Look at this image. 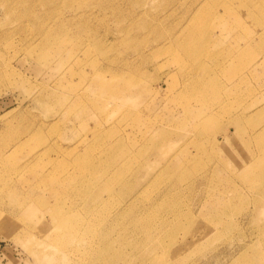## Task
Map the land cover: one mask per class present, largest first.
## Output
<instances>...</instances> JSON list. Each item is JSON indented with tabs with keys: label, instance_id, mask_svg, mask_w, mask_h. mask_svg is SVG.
Wrapping results in <instances>:
<instances>
[{
	"label": "rangeland",
	"instance_id": "1",
	"mask_svg": "<svg viewBox=\"0 0 264 264\" xmlns=\"http://www.w3.org/2000/svg\"><path fill=\"white\" fill-rule=\"evenodd\" d=\"M5 1L0 264H264V0Z\"/></svg>",
	"mask_w": 264,
	"mask_h": 264
},
{
	"label": "bare ground",
	"instance_id": "2",
	"mask_svg": "<svg viewBox=\"0 0 264 264\" xmlns=\"http://www.w3.org/2000/svg\"><path fill=\"white\" fill-rule=\"evenodd\" d=\"M6 6H7V11H8V13H10V11H12V7H11V5L9 4V1H5L4 0V3H3V9H5V11H6ZM10 10V11H9ZM30 14H31V19H33L34 20V18H35V16L33 15V12H30ZM24 15H26V17H27V14L26 13H24ZM173 43V42H172ZM183 50H184V52L186 53V52H189L188 50H186L184 47L182 48ZM158 51V50H157ZM155 54H156V52H155ZM154 54V55H155ZM122 99L123 97L122 96H120V97H118L117 98V101H118V99ZM120 99V100H121ZM242 117H247V115H240V116H238V118H242ZM239 129L241 130V132L242 131H244V129H242V127L240 126L239 127ZM172 149V148H171ZM173 150V149H172ZM38 154H40V152L38 151L37 152V154H35V155H38ZM35 155H32V157L31 158H34L35 157ZM39 156V155H38ZM135 157V156H134ZM30 159V158H29ZM33 161V160H32ZM199 162V161H198ZM248 163H249V167H254V165H255V163H253V160L252 159H249L248 158V161H247ZM32 164V163H31ZM30 164V165H31ZM253 164V165H252ZM244 164H242L241 163V165L240 166H243ZM259 165V164H258ZM129 167V166H128ZM183 167V166H182ZM31 168V167H30ZM205 167H203V169H204ZM185 169V168H184ZM240 169H243L242 167H240ZM263 172H264V167H263ZM131 171V170H130ZM102 173V171H98L97 172V175H96V180L98 179V175H100ZM161 174H162V172H161ZM159 175V174H158ZM196 175V174H195ZM198 175V174H197ZM38 176H40V178H43L44 176H45V174H44V172L42 171L41 172V174L40 175H38ZM93 177V176H92ZM159 177V176H158ZM164 177V176H163ZM94 178V177H93ZM161 178V177H160ZM95 180V181H96ZM154 181V180H153ZM115 182L113 181L112 183H110V186H109V188L107 189L106 188V192L107 191H109V192H111V194H113V190H112V187H111V185H113ZM115 184H119L118 182H116ZM153 187H154V185H153ZM156 187V189H157V186H155ZM91 188V185L90 186H88V188L86 189V190H88V189H90ZM156 191V190H155ZM82 194V196H87V194L86 193H84V192H82L81 193ZM116 196H118V197H120V198H122V199H124L125 198V196H126V194L124 193V192H121V193H119V194H117ZM115 196V198H117ZM113 198V197H112ZM98 199V198H97ZM113 200V199H112ZM111 200V201H112ZM116 202H118V200H116ZM163 202H164V199H163ZM163 202H162V204H163ZM121 203V202H120ZM107 204V203H106ZM115 204L116 203H114V205H112L113 207L112 208H116V206H115ZM118 204V203H117ZM116 204V205H117ZM120 205V204H119ZM118 205V206H119ZM160 205V204H159ZM61 206H63L61 203H57V205H55L54 206V208H51L49 211H50V213H51V216H52V218H53V221H54V231H53V235H54V237H58V239H59V236L61 237V235L60 234H66V235H72V237H75L76 236V234L78 233V231H76L77 229H81V227H83V225L86 227L87 226V228H89L90 230H85L86 231V233H87V236H88V239L91 241V242H93L94 244H97V242L96 241H98L99 239H98V237H97V235L95 236L94 235V233L92 232V230H91V227L93 228V225H95L94 224V221H93V223H92V221L91 220H89L88 218L85 220V219H81L80 218V216L79 215H77V213H75V212H72V211H67V210H63L62 209V207ZM103 206V205H102ZM108 207V205H104L101 209V211H102V215H104L105 214V216H107L106 214H108L106 211L108 210V208L106 209V208H104V207ZM115 206V207H114ZM176 206V205H175ZM111 207V206H110ZM42 208V207H41ZM36 209H38V210H40V208L39 207H37V208H35L33 205L31 206V205H29V204H25V205H23V212L24 213H28V212H30L31 210L33 211V210H35L36 211ZM169 209H170V207H169ZM156 210V209H155ZM227 210H229V209H227ZM113 211V210H112ZM80 212V211H79ZM125 213V212H124ZM124 213H121V214H119L118 216H117V220H120V218L122 217V215L124 214ZM155 214H156V212H154ZM113 214V213H112ZM34 216H35V214H33ZM98 215V214H97ZM101 216V215H100ZM95 217V216H94ZM99 217V216H98ZM102 217V216H101ZM100 217V218H101ZM51 218V219H52ZM93 218V217H92ZM192 218V217H191ZM102 219V218H101ZM100 219V220H101ZM178 219V218H177ZM209 221V220H208ZM191 222V221H190ZM189 222V223H190ZM207 222V221H206ZM210 222V221H209ZM42 223V222H41ZM49 223V222H48ZM47 223V224H48ZM104 223V222H103ZM178 223H180V222H178ZM187 223V222H186ZM44 224H45V221H44ZM175 224V223H174ZM174 224L173 225H171V226H173L174 228H175V226H174ZM216 224V223H215ZM50 226V225H49ZM215 226V225H214ZM44 228V227H43ZM46 228V227H45ZM52 228V227H51ZM184 228V227H183ZM47 229V228H46ZM94 229V228H93ZM192 229V228H191ZM188 230V228L186 229V231ZM89 231H91V234H90V232ZM183 233H184V231H183ZM189 233V232H188ZM187 233V234H188ZM170 234V233H169ZM58 235V236H57ZM165 235H166V233H165ZM184 235H185V233H184ZM182 236V235H181ZM163 237V236H162ZM204 238V236L203 237H201V239H203ZM165 239V238H164ZM201 239H200V241H201ZM166 240H168V238L166 239ZM181 240V239H180ZM183 240V239H182ZM99 242V241H98ZM150 239H148L147 241H146V243L147 244H150ZM178 242V241H177ZM179 242H181V241H179ZM165 243V242H164ZM166 243H167V241H166ZM169 243H170V241H169ZM178 244V243H177ZM151 245V244H150ZM171 245V244H170ZM133 247H135V248H140L139 246H138V243H136V244H133L132 245ZM166 247L168 246V244L167 245H165ZM170 248V247H169ZM179 247H177V249H178ZM165 249V248H164ZM176 249V248H175ZM167 250H168V248H167ZM170 250V249H169ZM175 251V250H174ZM101 254H103V253H101ZM175 254V253H174ZM174 254H172V255H174ZM150 255H151V252H150V250H148V252H147V258H149L150 257ZM100 257H102V256H100ZM97 259V258H96ZM146 264H148V263H146Z\"/></svg>",
	"mask_w": 264,
	"mask_h": 264
}]
</instances>
